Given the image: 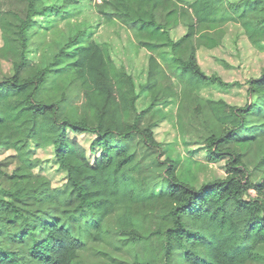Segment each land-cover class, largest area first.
<instances>
[{"label": "trees", "instance_id": "1", "mask_svg": "<svg viewBox=\"0 0 264 264\" xmlns=\"http://www.w3.org/2000/svg\"><path fill=\"white\" fill-rule=\"evenodd\" d=\"M22 1V15L0 9V59L13 65V74L0 79V150L12 151L18 162L11 174L0 170V264H86L78 252L102 241L104 221L115 213L117 234L135 247L131 264H171L175 253L187 264L264 262V255L255 252L264 245V175L252 181L243 160L252 137L242 131L249 129L256 105L207 100L209 113L223 129L202 142L209 161L225 159L224 178L196 188L179 180L177 164L166 159L165 187L154 191L127 143L135 134L146 147L159 143L151 126H140L133 78L112 62L108 47L78 34L44 65L27 56L35 17L81 0L46 6L42 0ZM224 3L228 21L240 26L253 48L264 51V0H102L94 5L105 22L128 28L150 53L141 91L152 96L155 106L159 96L200 101L203 85H234L200 69L193 42ZM185 14L193 19L190 23L182 22ZM180 25L185 34L174 40L170 32ZM164 48L172 55L167 68L183 85L182 100L162 83L168 74L156 54ZM246 91L264 94V72L248 80ZM197 110L202 115L200 105ZM69 132L93 135L88 150ZM31 146L53 148L67 174L65 200L33 173Z\"/></svg>", "mask_w": 264, "mask_h": 264}, {"label": "rangeland", "instance_id": "2", "mask_svg": "<svg viewBox=\"0 0 264 264\" xmlns=\"http://www.w3.org/2000/svg\"><path fill=\"white\" fill-rule=\"evenodd\" d=\"M54 3L56 4V0L41 1L44 6ZM0 9H10L22 15L25 3L22 0H0ZM229 18L228 5L224 3L216 13L213 23L201 26L193 38L194 46L197 47L195 57L200 69L207 75H216L223 81L234 84L228 88L215 84L203 85L198 90L200 101L194 97L182 100L183 85L167 68L172 61V55L168 48H164L156 54L159 63L168 74V79L162 83L176 91L182 101L159 96L161 101L152 106V96L147 91H141L147 80L150 53L139 47L128 28L116 21L105 22L97 13V7L92 0H81L58 12L36 16V26L31 31L27 56L34 64L44 65L66 40L78 34L80 39H92L108 47L112 62L133 78L136 92L139 94L135 102L136 110L138 114H142L140 126H151L154 139L159 143L158 148L146 147L137 134L127 143L130 152L135 154L136 161L143 167L149 185L154 191L158 189V185L165 187L161 175L166 169L163 164L166 159L177 164L176 175L179 180L189 182L196 188L204 183L224 178L225 159L209 161L202 142L203 137L210 133L219 135L223 129L209 113L205 102L224 100L238 107L254 103L256 108L248 117L249 129L243 130L242 135L252 137L251 146L243 160L249 169L250 178L256 182L264 175V94L250 96L246 90L248 80L258 78L264 72V51L253 48L240 26L228 21ZM182 19L184 23L193 20L189 14H185ZM46 28L50 29L45 31ZM184 34L183 25L170 32L174 40ZM1 44L0 34V46ZM12 74L11 61L0 59V79ZM199 105L202 108V115L197 110ZM68 135L74 137L87 150L94 139L91 134L74 136L69 132ZM12 154V151L0 150V170L7 174H11L18 167V162L11 157ZM30 157L36 162L33 173L50 183L52 192L59 200H65L70 187L66 171L57 163L53 148L49 146L39 149L31 146ZM251 194L253 195V192ZM116 216L117 213L104 221L101 242L89 243L78 252L86 264L133 262L135 247L127 237L117 234L114 225ZM255 252L264 255V245H258ZM171 264L187 263L175 253ZM247 264L264 262L251 261Z\"/></svg>", "mask_w": 264, "mask_h": 264}, {"label": "built area", "instance_id": "3", "mask_svg": "<svg viewBox=\"0 0 264 264\" xmlns=\"http://www.w3.org/2000/svg\"><path fill=\"white\" fill-rule=\"evenodd\" d=\"M101 1H102V0H92V3H93V4H99V3H101Z\"/></svg>", "mask_w": 264, "mask_h": 264}, {"label": "crops", "instance_id": "4", "mask_svg": "<svg viewBox=\"0 0 264 264\" xmlns=\"http://www.w3.org/2000/svg\"><path fill=\"white\" fill-rule=\"evenodd\" d=\"M191 19V18H190ZM192 21V20H191ZM182 22H183V20H182Z\"/></svg>", "mask_w": 264, "mask_h": 264}]
</instances>
